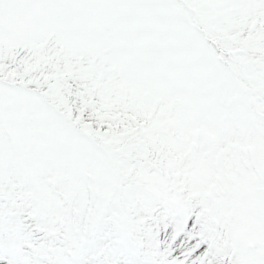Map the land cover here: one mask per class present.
Masks as SVG:
<instances>
[{
  "label": "snow or ice",
  "instance_id": "1",
  "mask_svg": "<svg viewBox=\"0 0 264 264\" xmlns=\"http://www.w3.org/2000/svg\"><path fill=\"white\" fill-rule=\"evenodd\" d=\"M0 264H264V0H0Z\"/></svg>",
  "mask_w": 264,
  "mask_h": 264
}]
</instances>
